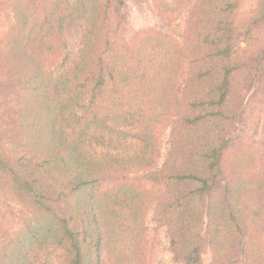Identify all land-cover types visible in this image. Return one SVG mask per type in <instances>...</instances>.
I'll list each match as a JSON object with an SVG mask.
<instances>
[{"label": "trees", "instance_id": "obj_1", "mask_svg": "<svg viewBox=\"0 0 264 264\" xmlns=\"http://www.w3.org/2000/svg\"><path fill=\"white\" fill-rule=\"evenodd\" d=\"M125 1L0 0V264H149L148 216L181 264H264V144L231 137L264 0H151L179 36L122 40Z\"/></svg>", "mask_w": 264, "mask_h": 264}, {"label": "rangeland", "instance_id": "obj_2", "mask_svg": "<svg viewBox=\"0 0 264 264\" xmlns=\"http://www.w3.org/2000/svg\"><path fill=\"white\" fill-rule=\"evenodd\" d=\"M248 6L253 0H246ZM183 18L168 20L162 17L151 0H126L122 10L121 39L128 40L138 31L153 30L178 37L181 32ZM64 58L75 56L77 52V33L73 26H66L63 30ZM59 67H52V74L57 73ZM231 137L239 143L258 142L264 144V73L257 72L248 91L245 93L237 121L234 123ZM166 135L163 139L162 152L166 150ZM257 168L264 170V159ZM7 202L0 199V221L7 223L8 215L5 206ZM7 216V217H5ZM147 225L151 241L148 257L149 264H181L175 259L170 250L166 228L157 225L148 216ZM9 229V227H6ZM0 231V239L2 232ZM210 261V251L207 245L203 246L202 264Z\"/></svg>", "mask_w": 264, "mask_h": 264}]
</instances>
